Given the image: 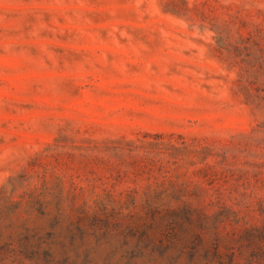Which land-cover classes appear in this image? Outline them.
I'll return each instance as SVG.
<instances>
[{"label": "rangeland", "instance_id": "1", "mask_svg": "<svg viewBox=\"0 0 264 264\" xmlns=\"http://www.w3.org/2000/svg\"><path fill=\"white\" fill-rule=\"evenodd\" d=\"M0 264H264V0H0Z\"/></svg>", "mask_w": 264, "mask_h": 264}]
</instances>
